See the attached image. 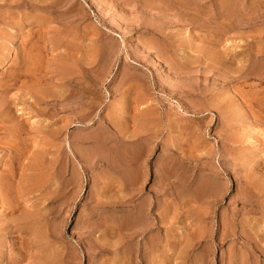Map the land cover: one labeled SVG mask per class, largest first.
<instances>
[{"label": "rangeland", "instance_id": "rangeland-1", "mask_svg": "<svg viewBox=\"0 0 264 264\" xmlns=\"http://www.w3.org/2000/svg\"><path fill=\"white\" fill-rule=\"evenodd\" d=\"M0 264H264V0H0Z\"/></svg>", "mask_w": 264, "mask_h": 264}, {"label": "bare ground", "instance_id": "bare-ground-1", "mask_svg": "<svg viewBox=\"0 0 264 264\" xmlns=\"http://www.w3.org/2000/svg\"><path fill=\"white\" fill-rule=\"evenodd\" d=\"M36 94V93H35ZM35 94H33V95H35ZM51 94V93H50ZM53 94V93H52ZM47 96H48V94H47ZM50 96V95H49ZM46 98V96L45 95H43V96H39V97H37L36 98V101L37 102H41V103H45V102H47L46 100H44ZM70 99V98H69ZM55 101V100H54ZM40 103V104H41ZM50 104V103H49ZM46 105V104H45ZM52 105H53V103H52ZM54 106V105H53ZM54 108V107H53ZM88 116V115H87ZM56 132V131H55ZM56 134V133H55ZM57 136V135H56Z\"/></svg>", "mask_w": 264, "mask_h": 264}]
</instances>
